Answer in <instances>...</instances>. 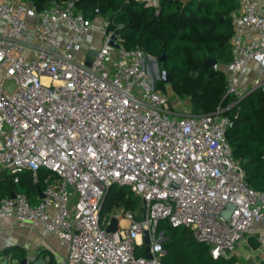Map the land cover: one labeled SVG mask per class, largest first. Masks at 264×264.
<instances>
[{
  "label": "built area",
  "instance_id": "2783aa9c",
  "mask_svg": "<svg viewBox=\"0 0 264 264\" xmlns=\"http://www.w3.org/2000/svg\"><path fill=\"white\" fill-rule=\"evenodd\" d=\"M75 1L43 10L18 0L0 3V71L15 84L8 91L0 78V172L15 183L27 173L38 183L39 172L46 173L36 204L25 194L3 197L0 217L55 234L71 263L161 264V220L190 230L213 258L227 257L253 234L264 263V193L249 187L233 157L230 117L220 107L203 115L172 110L147 69V58L154 69L158 60L125 48L118 36L112 46L106 19L101 44L83 48L94 25ZM135 1L157 15L162 0ZM237 1L225 68L234 98L228 106L264 84V4ZM252 67L258 74L245 79ZM112 186L127 188L137 209L101 216ZM112 217L114 233L106 231Z\"/></svg>",
  "mask_w": 264,
  "mask_h": 264
},
{
  "label": "trees",
  "instance_id": "16d2710c",
  "mask_svg": "<svg viewBox=\"0 0 264 264\" xmlns=\"http://www.w3.org/2000/svg\"><path fill=\"white\" fill-rule=\"evenodd\" d=\"M34 5L38 10L66 0H18ZM239 7L237 0H162L157 15L150 7L135 0H76L75 9L94 20L101 16L108 21L106 33L119 31L121 44L128 49L139 47L158 60L161 71L170 74V87L178 99L188 101L190 112L203 115L224 109L232 123L226 138L233 157L242 166L250 188L264 193V92L252 91L237 104L228 106L234 98L227 94L225 68L231 59L229 39L232 35L230 15ZM163 61L160 62V58ZM207 57L217 60V69L204 64ZM164 87L161 81L156 88ZM33 183L30 173L15 183L6 171L0 172V199L12 194H25L31 204L38 202L43 189ZM113 204L134 210L138 200L127 188L112 186L101 209V216ZM163 233L161 264H236L235 255L213 258L206 244L194 240L190 230L172 227L161 220L157 234ZM256 246L255 240L251 241ZM140 254H142L140 252ZM0 255H11L21 262L25 251L9 246Z\"/></svg>",
  "mask_w": 264,
  "mask_h": 264
},
{
  "label": "crops",
  "instance_id": "0c3cea01",
  "mask_svg": "<svg viewBox=\"0 0 264 264\" xmlns=\"http://www.w3.org/2000/svg\"><path fill=\"white\" fill-rule=\"evenodd\" d=\"M3 1L7 0H0V3ZM262 3L264 4V0H262ZM254 69L255 68L252 67L249 71H253ZM1 77H3V73L0 71V78ZM244 78L246 79L248 77L245 76ZM188 108H190V105ZM245 239L246 246H248L253 253L254 261L252 263L264 264L258 259L256 246L251 244V241H254V235L249 234ZM7 242L25 251V257L28 253L32 254L34 259L30 264H85L83 262H69L67 249L60 243L59 238L53 233L43 235L41 226H19L17 221L13 218L8 219L0 217V251L4 249ZM0 257H5L11 260V262L12 260L16 261L17 264L20 263L18 259L13 258L11 255H0Z\"/></svg>",
  "mask_w": 264,
  "mask_h": 264
},
{
  "label": "rangeland",
  "instance_id": "374dc122",
  "mask_svg": "<svg viewBox=\"0 0 264 264\" xmlns=\"http://www.w3.org/2000/svg\"><path fill=\"white\" fill-rule=\"evenodd\" d=\"M106 18L101 17V16H97L94 18L93 21V25H94V30L91 36L86 37L82 40V44H83V48H96L98 47L101 42H102V37H103V33L105 28H103V26H101V22L103 20H105ZM86 51V50H85ZM84 51V52H85ZM146 65L148 66V71L151 72V74L153 75L154 73V65L151 63V60L147 58L146 60ZM158 68L160 70L161 73V69L160 66L158 65ZM258 74V70L254 69L253 71H249L246 72V76L249 78L255 77ZM1 80H3L5 83V89L8 91H12L15 88V84L13 81L11 80H7L5 77H1ZM160 80H157V82ZM164 87L162 89H160L168 98L169 103H170V107L172 110L174 111H178L181 112L183 109L188 108L189 107V102L188 101H183L178 99V97L173 93L170 84H163ZM256 91H263L264 92V84L259 86L258 88L255 89ZM252 92V91H251ZM232 104V102L230 103ZM229 104V105H230ZM190 109V108H188ZM139 206V202L137 207ZM136 207V209H137ZM124 208L121 206V204H113L108 211H106L107 213H115L117 211H122ZM160 234V233H159ZM163 236V235H162ZM164 237V236H163ZM162 237V239H163ZM246 239L243 238L238 246L235 249V252L230 253L229 256L235 255L237 257V263L236 264H251L254 260H253V253L251 251V249L248 248V246H246ZM7 246H5L4 248H6ZM256 254V253H255ZM31 260L34 259L33 255L31 254ZM26 258V257H25ZM17 264L16 261L11 262V260L5 258V257H0V264ZM31 263V262H30Z\"/></svg>",
  "mask_w": 264,
  "mask_h": 264
},
{
  "label": "water",
  "instance_id": "95a60500",
  "mask_svg": "<svg viewBox=\"0 0 264 264\" xmlns=\"http://www.w3.org/2000/svg\"><path fill=\"white\" fill-rule=\"evenodd\" d=\"M29 1L32 2V0H29ZM118 35H119V31L118 30L116 32H114V34L112 35L111 40L109 42L112 46L118 47V44L116 43V39H117ZM90 54L91 55H95L96 54V50L95 49L90 50ZM159 61L162 62L163 61V57H161ZM86 64L89 65V61H86ZM204 64L209 66V67H211L213 70H216L217 69V65H218L217 60L214 59V58H211V57H207L206 60L204 61ZM157 80H160L161 83H163V84H171L170 74L167 73L166 71H161V73H160L158 65H156L155 69H154V82H157ZM66 190H67V192L69 194L73 192V188L70 185H66ZM14 196H15V194L11 195V197H14ZM39 196L41 198L43 197V194H42L41 191H39ZM231 210H232L231 206L227 207V209L223 212V215L225 217H227ZM117 228H118V220L116 219V217H112L111 220H110V223L107 225L106 231L110 232V233H114V232H116ZM143 240H144V243L146 244V249H145L146 255L145 256L147 258H149L150 257V254H149V239H148V234L147 233L144 234ZM18 264H27V258H24ZM251 264H256V263H251Z\"/></svg>",
  "mask_w": 264,
  "mask_h": 264
},
{
  "label": "bare ground",
  "instance_id": "6f19581e",
  "mask_svg": "<svg viewBox=\"0 0 264 264\" xmlns=\"http://www.w3.org/2000/svg\"><path fill=\"white\" fill-rule=\"evenodd\" d=\"M122 223H125L124 221Z\"/></svg>",
  "mask_w": 264,
  "mask_h": 264
}]
</instances>
